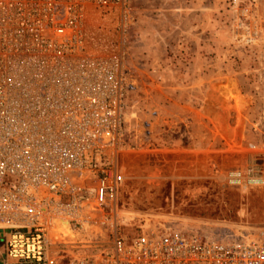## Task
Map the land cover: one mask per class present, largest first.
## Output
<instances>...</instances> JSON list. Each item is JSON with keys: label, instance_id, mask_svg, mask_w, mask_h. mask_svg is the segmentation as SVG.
Returning a JSON list of instances; mask_svg holds the SVG:
<instances>
[{"label": "built area", "instance_id": "obj_1", "mask_svg": "<svg viewBox=\"0 0 264 264\" xmlns=\"http://www.w3.org/2000/svg\"><path fill=\"white\" fill-rule=\"evenodd\" d=\"M128 1L0 0V264H264V143L215 171L259 221L184 233L124 214Z\"/></svg>", "mask_w": 264, "mask_h": 264}, {"label": "rangeland", "instance_id": "obj_2", "mask_svg": "<svg viewBox=\"0 0 264 264\" xmlns=\"http://www.w3.org/2000/svg\"><path fill=\"white\" fill-rule=\"evenodd\" d=\"M128 5L127 217L212 234L259 221V198L223 186L215 171L264 143V0Z\"/></svg>", "mask_w": 264, "mask_h": 264}, {"label": "bare ground", "instance_id": "obj_3", "mask_svg": "<svg viewBox=\"0 0 264 264\" xmlns=\"http://www.w3.org/2000/svg\"><path fill=\"white\" fill-rule=\"evenodd\" d=\"M134 128L136 129V131H140V129H139L138 126H137V123L135 124ZM128 213H129V212H124V214H125L126 216H128V215H127ZM63 224L66 225L64 221H63ZM67 231H68V230H67L66 228H65L64 230H62V232H63L64 234H66V235L72 237L73 234H72V233H69V232H67Z\"/></svg>", "mask_w": 264, "mask_h": 264}]
</instances>
